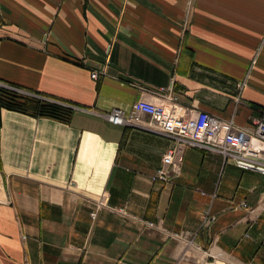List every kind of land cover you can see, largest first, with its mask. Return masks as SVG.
Masks as SVG:
<instances>
[{
	"label": "crops",
	"instance_id": "obj_1",
	"mask_svg": "<svg viewBox=\"0 0 264 264\" xmlns=\"http://www.w3.org/2000/svg\"><path fill=\"white\" fill-rule=\"evenodd\" d=\"M0 80L78 107L0 108V264H264L263 172L187 147L153 180L175 141L105 116L169 92L252 123L264 0H0Z\"/></svg>",
	"mask_w": 264,
	"mask_h": 264
},
{
	"label": "built area",
	"instance_id": "obj_2",
	"mask_svg": "<svg viewBox=\"0 0 264 264\" xmlns=\"http://www.w3.org/2000/svg\"><path fill=\"white\" fill-rule=\"evenodd\" d=\"M98 74V71H92L91 77L96 78ZM0 88L58 103L72 110L78 108L76 105L1 80ZM170 89V86L160 87L162 91H169ZM165 96L160 101L137 99L132 103L128 113L119 107H113L105 113L106 118L114 124L143 127L167 135L175 141V146L164 152L162 166L152 177L153 180H165L170 172L177 173L183 159V151L187 147L216 151L225 160L228 159L235 165L264 173V109L260 111L259 117L252 123L246 126H238L231 119H222L204 110L189 115L181 114L174 107H167L164 103L175 101L176 98L169 92ZM94 214L93 212L92 215ZM213 218L212 215L206 213L203 216L202 225L207 224Z\"/></svg>",
	"mask_w": 264,
	"mask_h": 264
},
{
	"label": "trees",
	"instance_id": "obj_3",
	"mask_svg": "<svg viewBox=\"0 0 264 264\" xmlns=\"http://www.w3.org/2000/svg\"><path fill=\"white\" fill-rule=\"evenodd\" d=\"M0 108L35 117H50L63 122L69 120L73 111L67 106L22 95L6 88H0Z\"/></svg>",
	"mask_w": 264,
	"mask_h": 264
},
{
	"label": "rangeland",
	"instance_id": "obj_4",
	"mask_svg": "<svg viewBox=\"0 0 264 264\" xmlns=\"http://www.w3.org/2000/svg\"><path fill=\"white\" fill-rule=\"evenodd\" d=\"M261 92H259V94L262 96L264 95V91L260 90Z\"/></svg>",
	"mask_w": 264,
	"mask_h": 264
}]
</instances>
